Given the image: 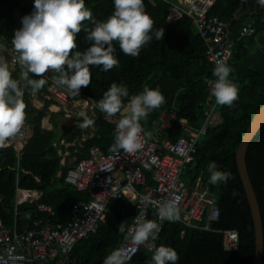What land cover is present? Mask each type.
Instances as JSON below:
<instances>
[{
	"label": "trees",
	"instance_id": "trees-1",
	"mask_svg": "<svg viewBox=\"0 0 264 264\" xmlns=\"http://www.w3.org/2000/svg\"><path fill=\"white\" fill-rule=\"evenodd\" d=\"M176 2L144 0L146 11L154 21L152 40L142 47L138 57L123 54L119 45L113 42L118 65L108 72L101 71L102 66L90 65L91 82L80 90V94L98 103L113 82L126 84L129 96L138 94L145 85L158 87L165 102L140 123L146 131L152 132L160 124L161 113L165 109H174L177 118L172 129L165 133L172 140L183 135L181 118L188 119L196 127L203 124L210 103L205 78H215L212 74L215 63L208 58L207 45L192 18L184 14L174 22L167 20ZM85 3L97 20L106 19L114 11L113 0H85ZM33 7V0H0V40L10 45L14 29L21 26L22 17L31 13ZM209 14L220 16L228 24L233 45L230 78L239 88L238 100L232 106L217 104L216 110L222 114V120L211 124L208 132L199 139L197 160L187 168L185 176L192 185L202 174L204 182L216 195L220 215L210 221V230L188 226L180 220H165L155 242L156 247L163 244L176 250L179 256L176 264H253L256 252L254 220L239 173L236 151L253 116L264 103V4L258 0H215ZM247 22L251 23L252 29L241 36ZM83 23L91 26L89 21ZM156 30H164L162 39L155 38ZM85 37L83 30L77 34V49L73 51L90 46ZM9 69L13 78L19 79L18 70L10 66ZM43 78L47 83L36 94L45 101L42 108L33 104L34 95L28 91L24 95L25 122L31 129V136L21 156L13 145L0 149V215L7 224L14 220L18 187L42 191L40 200L52 204L56 210L53 220L69 221L74 214V204L89 200L91 196L65 181L69 168L61 164L59 149H66L60 143L61 139L68 142L77 140L76 145L69 149L78 156V160L88 156L92 146H99L108 153L109 145L115 142V127L100 110L96 117H89L97 127L95 135L84 140L82 145L78 143L85 131L78 126L82 123L81 117L75 119L76 125L71 130L64 132L65 128H70L71 122L66 121L62 112H50L52 100L44 98L54 74L48 72V76ZM124 102L127 103V98ZM49 113L53 129L43 127V119ZM211 161H215L221 170L231 172L226 184L209 183L207 165ZM247 165L264 223V126L248 148ZM61 170L62 174L58 175ZM147 177L149 184H153L152 174L148 173ZM34 207L28 201L19 206L21 210ZM137 211L135 195L124 194L120 199L110 201L107 219L98 231L81 238L73 246L70 253L73 264H103L104 258L119 247L123 237L121 228L133 220ZM224 229L238 231L237 248H224L223 234L219 231ZM152 256L153 251L142 247L129 264H152Z\"/></svg>",
	"mask_w": 264,
	"mask_h": 264
},
{
	"label": "built area",
	"instance_id": "built-area-1",
	"mask_svg": "<svg viewBox=\"0 0 264 264\" xmlns=\"http://www.w3.org/2000/svg\"><path fill=\"white\" fill-rule=\"evenodd\" d=\"M214 2L215 0H177L170 9L167 20L174 22L184 14L189 15L207 45L208 58L215 65L217 61L229 65L233 45L229 39L227 22L218 15L209 14ZM251 29V23L247 22L240 35L245 36ZM4 53L8 54L10 68L18 70L20 78L22 66L18 62L17 53L12 44L7 45L0 40V57H4ZM45 75L48 76V72ZM214 80L213 77L205 78L210 103L201 126H193L188 119L181 118L183 135L172 140L165 133L172 129L177 113L174 109H165L160 115V124L154 131L148 132L142 127L141 149L128 154L123 149L114 151V143H111L108 153H104L99 146H92L88 156L69 167L65 181L79 190L87 191L91 196L89 200L74 204V214L69 221L53 220L56 210L52 204L40 200L42 191L18 187L13 222L7 224L0 215V264H73L70 253L75 243L97 232L101 223L107 219L110 201L120 199L124 194L137 196V214L128 225L121 228L123 237L119 245L137 249L132 259L142 247L149 251L156 247V242L151 240L139 246L131 243L128 232L134 226L136 218L143 216L158 223L160 231L165 222L159 219L158 210L150 201H162L179 195V220L188 226L212 229L210 221L216 220L220 215L216 195L204 182L202 174L191 185L185 171L197 160L199 139L208 132L211 124L222 120V117L215 115L218 103L211 93ZM33 98L41 100L44 106V99L36 94ZM44 98L52 100L50 112L56 108L70 120L79 117L81 111H85L89 117H96L99 111L96 101L82 94L72 97L65 89L56 86L54 80ZM104 118L116 130L119 113L113 117L105 114ZM30 136L31 129L24 121L22 128L10 138L8 145H13L21 156ZM86 138L87 135L83 133L81 139ZM60 143L66 147L70 144L65 139H61ZM59 154L63 157L65 150L60 148ZM148 173L152 174L153 184L148 182ZM145 196L149 199L145 200ZM27 201L35 207L21 210L19 206ZM219 231L223 234L225 249L237 248V230Z\"/></svg>",
	"mask_w": 264,
	"mask_h": 264
},
{
	"label": "clouds",
	"instance_id": "clouds-1",
	"mask_svg": "<svg viewBox=\"0 0 264 264\" xmlns=\"http://www.w3.org/2000/svg\"><path fill=\"white\" fill-rule=\"evenodd\" d=\"M264 4V0H258ZM114 11L104 20H97L86 6L85 0H33V10L22 17L21 26L14 29L11 44L22 66L19 79L12 76L8 63L0 57V149L8 147V141L22 128L25 121L24 95L28 91L37 94L47 83L46 72L54 74V83L77 97L83 87L92 79L89 66H102L108 72L117 66L119 60L116 46L125 55L138 57L144 45L152 38L153 19L147 13L144 0H113ZM89 21L90 25L83 22ZM86 33L90 46L77 49L76 36ZM155 38L160 40L164 30H156ZM231 66L217 61L213 69L212 95L220 105L232 106L238 100L239 88L230 78ZM39 77V78H36ZM127 98V103L125 99ZM165 102L161 90L145 85L138 94L129 96L126 84L113 82L103 93L97 107L113 117L119 113L116 122L112 149H123L131 154L142 147V125L140 121ZM80 128L94 124L85 111H81ZM207 171L212 185L226 184L231 172L221 170L215 161L209 162ZM145 200L149 198L144 197ZM179 195L162 201H150L158 210L160 220L180 219ZM160 225L143 216L136 218L129 229L128 237L133 245H145L155 241ZM149 247H152L149 245ZM136 248H114L103 260V264H129ZM179 256L170 246L154 247L152 264H176Z\"/></svg>",
	"mask_w": 264,
	"mask_h": 264
},
{
	"label": "water",
	"instance_id": "water-1",
	"mask_svg": "<svg viewBox=\"0 0 264 264\" xmlns=\"http://www.w3.org/2000/svg\"><path fill=\"white\" fill-rule=\"evenodd\" d=\"M73 126L76 125V121H72ZM264 126V103L260 106V108L256 111L253 116L248 128L246 129L243 139L236 151L237 165L239 169V173L247 194V198L251 207L255 234H256V252L253 264H263V256H264V223L262 218L261 207L259 203V199L253 185L248 165H247V152L248 148L261 129ZM67 128H65V131Z\"/></svg>",
	"mask_w": 264,
	"mask_h": 264
},
{
	"label": "crops",
	"instance_id": "crops-1",
	"mask_svg": "<svg viewBox=\"0 0 264 264\" xmlns=\"http://www.w3.org/2000/svg\"><path fill=\"white\" fill-rule=\"evenodd\" d=\"M4 58H5L6 63L9 64V62H8V54H7V53H4ZM33 104H34L36 107H38V108H42V107H43V102H42L41 100H38V99H35V98H33ZM52 110H53L52 112H59L56 108H54V109H52ZM217 116H218V118H220V117L222 116V114H221V115H217ZM65 119H66V118H65ZM45 120H46L47 122H45ZM66 120H67V122H71V126H70V128H69V129L67 128V131H68V130H71V129L74 127V126H73V123H72L73 120H70V119H66ZM43 126H44V128H47V129H53V128H54V124H53V122H52V120H51V113H49V114L43 119ZM29 128H30V127H29ZM96 130H97V127L94 126V125H91V126H89L88 128H86L85 131H84L83 133L87 135V138H90V137H93V136L95 135ZM87 138H86V139H87ZM86 139H85V140H86ZM83 141H84V140L81 139V141H78V143L82 145V142H83ZM76 142H77V140L72 141V142H70V144L68 145V147L65 146V147H66V149H65V154L63 155V157H62V159H61V164H62L63 166H68V168H69V167H71L73 164H75L76 161L78 160V156L72 154V152H71L70 149H69L70 146H75V145H76ZM100 149H101V148H100ZM101 150H102V149H101ZM76 151H77V149L75 150V152H76ZM102 151H103V150H102ZM104 153H105V152H104ZM61 174H62V170L59 171L58 175H61Z\"/></svg>",
	"mask_w": 264,
	"mask_h": 264
},
{
	"label": "rangeland",
	"instance_id": "rangeland-1",
	"mask_svg": "<svg viewBox=\"0 0 264 264\" xmlns=\"http://www.w3.org/2000/svg\"><path fill=\"white\" fill-rule=\"evenodd\" d=\"M215 115H221V113H220V111L217 109L216 111H215ZM222 117V116H221ZM67 121V120H66ZM27 126L29 127V125L27 124ZM186 172V171H185Z\"/></svg>",
	"mask_w": 264,
	"mask_h": 264
},
{
	"label": "bare ground",
	"instance_id": "bare-ground-1",
	"mask_svg": "<svg viewBox=\"0 0 264 264\" xmlns=\"http://www.w3.org/2000/svg\"><path fill=\"white\" fill-rule=\"evenodd\" d=\"M45 122H47V121L45 120Z\"/></svg>",
	"mask_w": 264,
	"mask_h": 264
}]
</instances>
